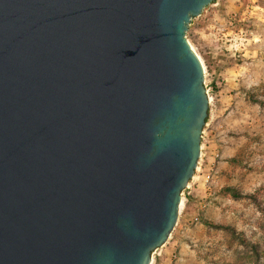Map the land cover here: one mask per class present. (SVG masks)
<instances>
[{
  "label": "water",
  "instance_id": "obj_1",
  "mask_svg": "<svg viewBox=\"0 0 264 264\" xmlns=\"http://www.w3.org/2000/svg\"><path fill=\"white\" fill-rule=\"evenodd\" d=\"M217 0H0V264H152L209 116L186 33Z\"/></svg>",
  "mask_w": 264,
  "mask_h": 264
},
{
  "label": "rangeland",
  "instance_id": "obj_2",
  "mask_svg": "<svg viewBox=\"0 0 264 264\" xmlns=\"http://www.w3.org/2000/svg\"><path fill=\"white\" fill-rule=\"evenodd\" d=\"M186 37L204 65L209 116L177 225L152 264H264V0H217Z\"/></svg>",
  "mask_w": 264,
  "mask_h": 264
},
{
  "label": "trees",
  "instance_id": "obj_3",
  "mask_svg": "<svg viewBox=\"0 0 264 264\" xmlns=\"http://www.w3.org/2000/svg\"><path fill=\"white\" fill-rule=\"evenodd\" d=\"M207 120H208V118H207ZM207 120H206V123H207ZM228 191L236 198L243 197L242 194H239L238 192H235L232 188H229Z\"/></svg>",
  "mask_w": 264,
  "mask_h": 264
},
{
  "label": "built area",
  "instance_id": "obj_4",
  "mask_svg": "<svg viewBox=\"0 0 264 264\" xmlns=\"http://www.w3.org/2000/svg\"><path fill=\"white\" fill-rule=\"evenodd\" d=\"M196 171H197V169H196ZM196 171H195V173H196ZM194 177H195V175H194ZM194 177H193V179H194ZM190 187V186H189ZM188 187V188H189ZM159 249H157V250H155V252L153 253V259H152V263H153V261H154V257H155V254L157 253V251H158ZM160 255V252H158V256Z\"/></svg>",
  "mask_w": 264,
  "mask_h": 264
}]
</instances>
